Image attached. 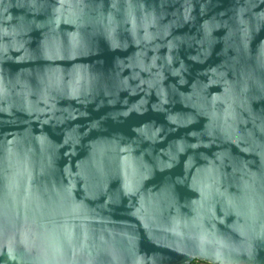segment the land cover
<instances>
[{
	"label": "water",
	"instance_id": "95a60500",
	"mask_svg": "<svg viewBox=\"0 0 264 264\" xmlns=\"http://www.w3.org/2000/svg\"><path fill=\"white\" fill-rule=\"evenodd\" d=\"M264 264V0H0V264Z\"/></svg>",
	"mask_w": 264,
	"mask_h": 264
},
{
	"label": "trees",
	"instance_id": "16d2710c",
	"mask_svg": "<svg viewBox=\"0 0 264 264\" xmlns=\"http://www.w3.org/2000/svg\"><path fill=\"white\" fill-rule=\"evenodd\" d=\"M202 262L199 261H193L191 264H201Z\"/></svg>",
	"mask_w": 264,
	"mask_h": 264
},
{
	"label": "rangeland",
	"instance_id": "374dc122",
	"mask_svg": "<svg viewBox=\"0 0 264 264\" xmlns=\"http://www.w3.org/2000/svg\"><path fill=\"white\" fill-rule=\"evenodd\" d=\"M201 264H205V263H201Z\"/></svg>",
	"mask_w": 264,
	"mask_h": 264
}]
</instances>
